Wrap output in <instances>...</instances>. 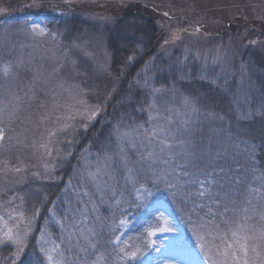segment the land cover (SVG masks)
<instances>
[{"label":"rangeland","instance_id":"374dc122","mask_svg":"<svg viewBox=\"0 0 264 264\" xmlns=\"http://www.w3.org/2000/svg\"><path fill=\"white\" fill-rule=\"evenodd\" d=\"M141 1L149 4L148 0ZM150 1L171 20L163 24L159 37L151 41L150 32L126 22L123 34L138 39V54L145 47L158 45L135 73L123 77L127 81L124 86H120L121 80H116L120 77L111 76L109 71L106 42L113 23L107 15L92 17L95 30L84 26L73 35H67L63 29L49 30L46 20L52 18L51 14H24L16 17L19 18L18 26L10 24L0 29V108L5 110L0 114V127L6 131L7 127L12 128L10 118L16 113L14 110L38 97V104L43 107L46 104V108L37 118V124L34 123L43 127L34 151L42 153L39 155L42 171H46L45 165L49 166L48 173L41 176L39 167H35L32 160L30 162L26 156L16 159L15 155L16 162L10 168L6 167L0 176V192L3 189L11 191V196L2 200L9 208L0 212L3 217L0 237L8 229L14 236L16 233L23 236L28 221H31V230L18 257L15 245H0V251L4 246L8 247L7 256L2 257L4 261L8 258L11 263L19 260V264H25L22 256L27 252L35 255L32 264H48L41 248L51 249L54 245L60 246L66 258L74 259L78 255L83 261L84 253H78L75 248L67 251L68 232L72 231L78 237L81 228H92L96 232L93 242L97 243V248L90 250L89 264L97 256L103 257L99 264H210L201 244L215 252L214 245L223 246L224 242L216 239V232L210 235L208 229L199 227L202 223H214L212 219L198 215L200 205L207 215L209 208L214 211L223 203L229 207L233 218L224 216L216 221L220 231L226 232L224 221L234 224L244 215L243 212L235 215L231 211L234 207L231 200L237 202L235 207L242 208L248 188H259L264 184V176L254 159L260 140H253L254 130L242 124L248 120L259 127L257 133L264 139V90L261 89L264 71L252 67L254 55L264 48V37L247 27L249 20L264 25V0ZM179 11L188 17L181 16ZM58 12L57 20L66 15L61 10ZM13 16V13H3L0 23H12ZM223 19H237L244 24L216 32ZM33 25L39 26L36 31L43 28L44 34L34 35ZM174 34L178 36L175 40L172 39ZM130 59L135 62L136 58ZM5 66L9 69L7 72L3 70ZM197 78L207 80L224 94L226 103L221 107L230 112V117L224 115L221 107L216 109L218 103L213 105L211 100L198 102L194 85L192 90L180 84L184 79ZM111 81L115 82L109 87ZM154 89L161 91L154 92ZM116 94L124 103H129L131 98H141V105L136 101L127 107L125 122L130 119L134 123L120 124L119 118L107 114L104 120L111 127L103 138L78 145V132L83 131L79 111L86 105L99 106L95 119L84 121L89 129L104 113V104ZM186 98L190 104L185 103ZM153 103L154 108L150 107ZM69 115L77 117L74 136L58 132L50 138V131H57L65 122L74 123L65 119ZM261 118L257 124V119ZM227 121L232 127L229 136H225ZM154 125L171 129L176 137L172 151L178 155L168 165L157 162L150 167L148 162L140 160V156L149 151H159L147 137ZM13 132L12 128L0 143V154L13 156L14 146L10 140L14 138ZM125 133L129 135L124 136ZM21 136L24 146L31 143V131ZM67 139H73V147L65 142ZM14 143L15 150L19 151L15 139ZM121 146L127 157L126 167L120 159ZM76 147L78 151L72 155ZM49 151L51 155H48ZM107 157L111 160L106 163ZM65 159L72 160L69 163L72 172L56 173ZM53 167L55 171L51 172ZM97 167L101 169L99 178L96 182L90 181L87 173ZM16 168L21 171H14ZM183 170L191 177L180 174ZM196 177L215 181L205 198L195 195L198 185L187 183ZM47 178L55 183L51 189L47 187ZM2 180H10L8 187ZM97 184L100 191H97ZM85 192L88 195H84ZM21 196L23 201L19 199ZM30 198L32 212L27 214L24 209L30 207L27 201ZM214 200L218 203H213ZM36 209L39 212L33 219ZM19 212L24 213V220L20 219ZM9 213H12L11 217ZM248 215L251 217L247 221L249 225L256 229L264 227V198L253 199ZM71 243L75 245V237ZM121 248L126 251L138 249L137 257L122 259Z\"/></svg>","mask_w":264,"mask_h":264},{"label":"trees","instance_id":"16d2710c","mask_svg":"<svg viewBox=\"0 0 264 264\" xmlns=\"http://www.w3.org/2000/svg\"><path fill=\"white\" fill-rule=\"evenodd\" d=\"M149 4L142 2L141 0H137L135 2H116L113 0H100V1H69L66 0H0V22H2V15L3 13H13L15 16H13L14 20L12 23L4 24L0 23V29L6 28L8 25L12 24L13 27L18 26V19L16 17H21L24 14L28 15H34L38 16L41 14H51L52 18L46 20V26L51 31H57L58 29H63L64 32L67 35H73V33L79 32V30L86 26L91 27V29L95 30L96 27L92 26L91 21L93 20L92 17L102 15H107L112 20L113 26L109 30L108 27V34H107V42H106V49L110 55V63H109V71L111 73V76L113 77H120L116 80H121L120 86H124V84L127 82L125 78L123 77H130L133 73L136 72V70L141 66L144 61L148 60L151 53H154L157 49L158 44H154L152 48L145 47V50H141V53L138 54L137 47L139 46L140 42L138 39H135L131 35H124L123 30L126 26V22H130L132 26L134 25L136 28L140 27L142 29H146L147 32H150L153 37H150L149 40L151 41L154 37H159L160 34V28H162L163 24L170 21V17L164 15V11L157 8L152 1L148 0ZM87 9L88 12H85ZM63 11L66 15L63 16V18L57 20L56 16L58 15V11ZM62 12V13H63ZM86 13H88V17L86 16ZM183 17H188L185 14L181 13V11L178 12ZM183 14V15H182ZM86 17H85V16ZM224 20V19H223ZM254 21V22H253ZM249 20L247 27L250 29L249 31L256 32L261 37H264V25L260 21L257 20ZM239 23V24H238ZM242 26L244 22H240L237 19H227L223 21L222 26L220 29L216 32L222 33L224 31L229 30L230 28H235L231 26ZM191 25V24H189ZM6 26V27H3ZM3 27V28H2ZM54 42V41H51ZM57 42V41H56ZM150 46V45H149ZM138 54V55H137ZM255 56V60L252 64V67L255 66L256 70L264 71V48L262 51ZM131 57H135V62H131ZM255 63V65H254ZM125 75L123 76V73ZM123 78V79H122ZM29 82L30 80H26ZM111 81L109 87L111 86ZM180 84L188 89L193 90V85L195 88V94H197V101L200 102V100H211L213 101V105L218 106L216 109H219L222 105H225L226 99L224 97V94L217 88L212 87L211 83L207 82L205 79H184L180 82ZM198 89V90H197ZM262 90H264V80L262 82ZM203 95V97H199V95ZM120 94L119 96H121ZM132 99V100H131ZM129 103L120 102V99L118 98V94L115 95V97H111L110 101L107 104H104V115L101 114L99 118L96 120V122L85 132L84 130H79V139L76 140L77 144L80 145L87 141H100L107 130L111 127V124L109 122H106L104 120V117L108 115H115L117 118H119L122 122L120 124H131L134 123L132 120H128V122H125V119L127 116L128 108L132 103L134 104L136 101L141 105L140 97L137 98H131ZM46 100L43 98V101ZM41 102V101H40ZM46 104L44 107L42 105L38 104V97L37 99H32L31 103H22L19 108L14 110L16 112L12 118H10V123L15 132L14 138L10 139L12 145L14 148L12 151L14 152L13 156L10 157L9 154H0V176L2 175V172L6 169V167L10 168L12 163H15L16 160H14V156L16 155V159L21 158V156H26V158L31 162V160L34 163L35 167H39V173L42 176V173H48L46 171H42V163L39 160V155H42V153H39L38 151H34V148L36 147V141L37 139L42 135L43 127L36 126L34 123L37 124L36 120L39 116H41V113L43 110H45ZM224 111L225 116L230 117V112H225L226 108L221 107ZM219 111V110H218ZM137 110H135V113L137 114ZM264 113V112H262ZM260 113V114H262ZM233 116V115H232ZM261 119H257V124L261 122ZM242 122V121H241ZM112 123V121H111ZM226 134L225 136H229L230 132L232 131L231 122H226ZM243 125H248L250 127V130H254L252 133V139H259V145L257 147L256 157H254L257 165L260 168H257L261 171L262 175L264 176V139L257 133V127L256 125L250 124L248 120H245L242 122ZM31 127V130H30ZM11 127H7L4 129L5 131V137L9 134V131H12ZM31 131V143L27 146H24L22 143V134H25L27 132ZM16 134V135H15ZM15 142L17 144V148L19 151L15 150ZM9 140V141H10ZM8 141V142H9ZM7 142V143H8ZM73 147V144H72ZM78 147L74 148L72 151V155L77 153ZM236 155V154H235ZM72 161L71 159H65L64 162L60 167L57 168L56 173H71V170L69 168V163ZM36 180V177L34 178ZM32 179V180H34ZM47 187L49 186L50 189L55 183L47 178ZM40 179H37V183L40 182ZM5 183V187H8V184L10 180H2ZM23 182L21 183V185ZM43 188V185L41 183H38ZM20 185V186H21ZM47 190V189H46ZM11 196V191L3 189V191L0 192V212L4 211L6 208H9L7 203L2 202L3 199L6 197ZM9 200H14L10 198ZM15 201V200H14ZM30 204V207L27 209H24V213L30 214L32 212L31 209V198L27 200ZM227 201V200H226ZM225 201V202H226ZM17 203V200H16ZM5 206V207H3ZM225 206L224 203L222 205H219L217 208L211 210V214L207 215L206 210L204 208H199L197 210V213L199 216H202L206 219H212L211 222H214L216 224V221H218L222 217H232L228 211L223 216L220 215L222 213V207ZM176 209V208H175ZM178 212V210L176 209ZM235 215L239 214L240 212H234ZM202 220V219H201ZM232 220V219H231ZM188 230V229H187ZM7 245L4 246L0 251V264H19V260L17 263H11V260L8 258L6 261L2 259V257L7 256ZM35 255L28 254L25 252L22 256V261H25V264H32V261L34 259ZM43 260V259H42ZM41 260V261H42Z\"/></svg>","mask_w":264,"mask_h":264},{"label":"snow or ice","instance_id":"6c2138e0","mask_svg":"<svg viewBox=\"0 0 264 264\" xmlns=\"http://www.w3.org/2000/svg\"><path fill=\"white\" fill-rule=\"evenodd\" d=\"M167 15V13H165ZM38 25H33V34L34 35H43L44 29L40 28L39 31H36L38 28ZM177 35H173L172 39H177ZM5 72H7L9 69L7 66L3 69ZM154 92H160L161 89H154ZM81 103H84L83 101ZM186 104H190V101L186 98L185 99ZM150 107H155V103L151 105ZM99 106H88L86 105L83 111H79V119H80V128H82L85 132L88 129V124L84 123V121H92L95 119L99 112ZM195 110V109H194ZM4 109L0 108V114L4 113ZM152 117L150 116V119ZM60 119L59 117L57 118ZM66 120L73 121L74 123H67L65 122L57 131H50L49 137H54L59 132L60 134H63L65 136H74L76 131V124L75 121L77 120L76 116L69 115L65 118ZM222 119V117H221ZM187 123V122H185ZM124 136H128V133L123 134ZM147 137L149 140V143H153V148L155 149L156 146L159 147V151H149L144 155L140 156L141 161H146L149 163V166L156 164L157 162L168 165L172 161L175 160L177 153H173L172 149L175 147V144L173 143L176 140L175 135L172 133L171 129L164 127V126H156L154 125L150 132H147ZM5 139V131L2 127H0V143H2ZM67 144L71 145L74 141L73 139H67L65 141ZM183 142H181L182 144ZM42 147L47 148V145H42ZM59 151V150H57ZM124 148L123 146L120 147V159L122 162H124L125 167L127 166V157L123 155ZM71 153L69 152L68 155ZM48 155H51V151L48 152ZM111 160V157L106 158L107 161ZM46 171H49V166H44ZM178 167H183L179 166ZM16 172H20V168L14 169ZM51 172H54V167L50 169ZM128 171H131L129 169ZM101 169L97 167L95 171H89L87 173V177L90 181L96 182L99 178ZM180 174H182L185 177H191V174L183 170ZM51 178V177H49ZM187 183L190 184H196L199 187L197 188L195 195L200 198H205L209 193H211L212 189L210 187L211 184L215 183L214 180H207V179H200L199 177H196L195 179H189ZM70 186V185H69ZM97 191H100L99 184H97ZM248 197L245 200V206L242 208L235 207L236 201L231 200V204L234 206L231 211L233 212H243L244 215L242 219L238 222H234V224L229 223L228 221H224V224L227 226L226 232L220 231V225L215 223H210L208 225L200 224V228L208 229L209 234L211 235L212 232H216L217 236L216 239L223 241V246L220 244L214 245L215 252L212 251V248L206 247L205 244H201V250L205 251L208 255V259L210 264H264V227H261L260 229H256L254 226L249 225L247 221L251 219V217L248 215L249 212V206L253 204L254 198H264V184H262L259 188L257 187H249L248 188ZM84 195H88L87 192L84 193ZM227 196V194H225ZM21 201H23L24 197H19ZM213 203H218V201H212ZM119 203V202H118ZM200 207H203V205H200ZM51 211V210H50ZM230 211L229 207L225 205L224 211L220 213L221 216H223L225 213ZM39 212V209H36L33 213V219L35 218L36 213ZM209 214H211V208H209ZM21 220H24V213L19 212L18 213ZM9 216H12V213H9ZM55 214L53 213V217ZM3 217H0V220H2ZM203 219V218H202ZM57 224H59L62 228L64 225L61 223L60 220L55 221ZM123 224L124 221H121ZM31 221H28V225L26 226V230L24 232V235L21 236L19 233H16L14 236L12 234V230L8 229L3 237H0V245L2 244H11L15 245L17 247L16 256L18 257L20 252L23 251V244L26 240L28 233L31 230ZM164 230H170V229H164ZM150 235L153 233H149ZM96 236V232L92 228H81L79 230L78 237L75 233L72 231L68 232L67 240H68V248L67 251H71L73 248H75L78 253H84L85 258L83 261H81L80 257L77 255L74 259L66 258L64 255V251L60 250L59 245H54L51 249H44L41 248V251L44 253L46 260L48 264H89V261L87 259L88 254L90 253V250H95L97 248V243L93 242V238ZM76 238V243L73 245L71 241L73 238ZM203 239V237H201ZM117 241L119 240V237L116 238ZM83 241V243H81ZM138 249L134 251H126L124 248L120 249L121 258L124 260L128 259H135L137 257ZM55 253V256L53 255ZM103 259L102 256H97L96 260L91 261V264H99V262Z\"/></svg>","mask_w":264,"mask_h":264}]
</instances>
